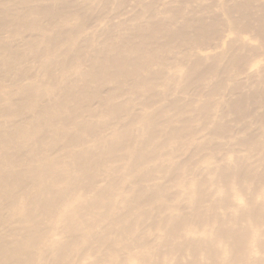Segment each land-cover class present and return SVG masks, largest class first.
Listing matches in <instances>:
<instances>
[{
    "label": "bare ground",
    "instance_id": "6f19581e",
    "mask_svg": "<svg viewBox=\"0 0 264 264\" xmlns=\"http://www.w3.org/2000/svg\"><path fill=\"white\" fill-rule=\"evenodd\" d=\"M68 1L0 0V81L9 77L7 81L14 84L11 88L0 86V264H264V192L256 194L263 198L261 202L245 194L253 184L264 182V176L260 179L248 158L225 155L220 172L231 179L229 187L236 201L232 206L218 199L222 195L212 198L211 182L197 181L191 171L179 173L178 162L169 150L187 148L186 141L203 131L205 135L191 155L198 163L217 160L219 147L213 143L227 131L224 125L210 127L209 118L215 111L220 115L236 113L240 123L246 115L247 98L264 96V92L253 94L255 90L241 91L235 100L223 101L222 86L232 78V65L245 59L234 52L228 39L220 42L217 53L209 49L196 56L192 44L205 47L216 32L200 17L185 19V14H195L197 9L193 7L196 11L188 13L189 4L181 1L178 9L160 11L171 14L167 19H156L157 11L144 19L139 11L130 27L120 22V27L128 28V35L116 36L120 27L114 29L117 32L105 28L109 43L89 54L87 65L74 53L75 39L64 33L71 19L83 21L84 14L83 8L80 11ZM237 1L234 6H224L226 3L219 8L230 16L240 14L234 18L237 28L228 27L233 31L231 37L254 31L251 21H256L259 27L250 33L256 34L264 50V4ZM210 9L208 6V13L213 14ZM178 18H184L183 24L175 28ZM9 30L26 32L30 39L12 51L4 35ZM181 46L187 48L183 54ZM244 48L243 44L239 50ZM29 54L33 55L31 61L26 60ZM167 54L174 57L173 69L166 62ZM223 55L228 61L221 63ZM34 63L39 72L29 76ZM204 63L207 68L199 72L197 68ZM10 66L12 75L6 70ZM220 67L224 68L222 76ZM43 76L48 80L41 81ZM170 76L175 77L176 86L159 83ZM193 78L208 81L209 89H219L221 95L205 99L202 95L206 93L196 97L197 93L187 103L178 98L169 100V94L183 93L188 84H182ZM140 96L145 97L141 113L133 115L132 99ZM209 98L212 102H205ZM91 100L100 104L99 112L89 106ZM219 103L225 110L220 107L218 111ZM182 112H187L186 121H173L176 125L172 126V117ZM261 120L264 113L253 117V122L250 118L260 128L243 140L256 153L264 149ZM118 125H126L134 133H120ZM108 126L114 130L110 144L102 142L99 135ZM150 162H157L158 167L149 169ZM159 168L175 174L177 190L188 188L192 216L181 214L177 203L168 204L166 195L174 186L173 177L168 176L169 184L163 188L154 174ZM95 176L106 180L98 188L93 186ZM125 183L130 192L122 190ZM172 195L175 198L176 191ZM143 205L151 216L157 212L155 219L160 216L157 209L169 211L153 225L160 232L164 249L159 243L145 241L144 233L136 234L134 225L139 223L134 217L131 220L130 212ZM106 220L108 224L101 227ZM212 223L217 224L215 229L206 227Z\"/></svg>",
    "mask_w": 264,
    "mask_h": 264
},
{
    "label": "rangeland",
    "instance_id": "374dc122",
    "mask_svg": "<svg viewBox=\"0 0 264 264\" xmlns=\"http://www.w3.org/2000/svg\"><path fill=\"white\" fill-rule=\"evenodd\" d=\"M3 1L5 2L7 0H3ZM17 1L21 2L23 0H21V1L17 0ZM69 1H72L73 3L72 2H70V3L77 5V7L79 8L80 11H82V8H83V13H84L82 16L83 21L79 20L78 18L71 19L70 23H68L64 28L65 35L67 37L75 39L76 45L75 44L73 45L75 48V49L74 48L73 49L75 51L73 49L72 50L74 51L75 55H78V56L80 55V57L82 59H84V60H82V62L84 61V62L90 63V61H88V60H90L89 57L92 55L91 53H93L94 50L99 49L103 45L109 43V42H106V40H109V39L104 34V32L106 31L105 28H107V30H108V28H110V29L112 28L114 31L115 28L120 27V24H119L120 22H121V24L126 23L125 25L127 27H130L133 23L134 17L137 15V12H139V11H142V14H140V15L144 19L152 16V14H150L152 11H157V13L155 12L156 14L153 13V14H155L156 19L157 18H159L160 20L162 18L167 19L171 16V14H162V12H160V11H162L163 9H166V8L167 9L168 8L173 9V10L178 9L181 6V1H184L185 3L189 4V7H187L188 4L185 5L187 7L186 9L191 8V9H188L189 11H187L185 9L188 13H190V10H192V9L193 10L191 12L194 13L196 11L194 9L195 8L197 9L195 14H185L184 16L187 17L185 19L190 18L188 20H192V19H195V18L197 19L200 17L199 19L202 18V20H204L205 23H207L211 26L213 25L214 28L212 30H215V32H216V34H215V36H213V39L211 40V42L207 45L206 44L204 45L205 47H203L201 44H198L199 46L201 45L200 48H198L197 44L196 45L192 44L194 47L196 46L195 47L197 49L196 53L194 51V54L196 56L199 57L201 55L202 52H200V51H207L209 49L212 50V53H217L218 49L221 48L222 44H224L226 42L225 40L228 39L231 41L230 45L234 49V52L237 51V53H239V55L242 56L243 59H245L244 61L238 62V64L232 65V67H233L232 68V78H231V80H229L227 83H225L222 86L223 91L221 94H225L222 98L223 101L224 100H227V101L230 100L231 101V99L235 100L238 96H240L244 93H248L249 91H253V90H255V92L253 94H258V93L264 92V50L262 49V46L257 41V39H255L256 38L255 33L259 27V26L257 27L258 24L256 25V23H255L256 21H251V19H250V21L252 22L251 23L248 20V22H250L252 26L254 25L253 27L256 29H254V31L249 29L250 31H248V29L244 28V30L246 29L248 32L241 31L240 34L237 36V38L233 39L231 37V35H232L231 33H233V31L230 32L228 27L232 26L234 29L237 28V26L233 25L234 21L236 20L234 18H236L237 16L239 17L240 14H237V12H233L230 16V15L225 14L223 11L220 12L221 9H219V8H221L222 5H224L226 3H227V5H224V6H227V7H229L228 5L234 6L235 3L239 2L237 0H235V1L234 0H75V1L69 0ZM75 2H78V3L76 4ZM106 3H108V5L105 8H103ZM147 3H149V4L146 5ZM229 3H231V4H229ZM253 3H254V6H256V5L258 6V4L260 5V3L264 4V0H255ZM145 5L148 6L149 8L144 7ZM208 6L213 8V10L210 9L213 12V14L208 13L209 12ZM193 7H195V8H193ZM199 7H201L202 9ZM204 7H206L208 11ZM198 9H200L199 11L201 14L199 13ZM205 10H206V12H204ZM158 11L161 14H159ZM253 11L255 12L257 10L255 9ZM203 13H205V14H203ZM206 13H208V14H206ZM102 14H104V16ZM235 14H237V15L235 16ZM5 15H7V14H5ZM191 15H193L192 17H195V18L191 19V17H190ZM212 17H213V19H212ZM56 18L58 19V17H56ZM100 19H102V20H100ZM182 19L184 20V18H182ZM182 19L178 18V20H176L177 22L179 21V23L177 24V22H176L174 24L175 28L180 27L183 24ZM53 21L51 20V22H53ZM56 21H54V22H56ZM246 22H244L245 25H246ZM80 23H82V26H80ZM250 23H248V24H250ZM75 24L79 25L77 30L74 29ZM118 24H119V26H117ZM125 25H123V27H120V29L117 28L118 33L116 34V36H118V35L123 36L125 34L128 35V32H127L128 28H126ZM109 26H111V27H109ZM122 28L124 30H122ZM117 29L114 32H117ZM119 30H121V33L119 32ZM237 30H235V31H237ZM125 31H126V33H125ZM252 31L255 33H250ZM188 32L190 34H192L191 33L192 30H190ZM244 33H246V34H244ZM4 35L9 39L10 45L12 47V51L18 49L17 48L18 43H20V45H23L30 39L29 34L26 32L16 33L12 30H9L7 32V34H4ZM186 35H188V34H186ZM195 35H192V36H195ZM192 36H190V37L192 38ZM227 36H229V37L227 38ZM239 36H240V38H239ZM0 37H3V35H0ZM187 37H189V36H187ZM55 38H57V39H54V40H58L59 36H57ZM219 44H221V45H219ZM243 44H244L245 48L243 50H239V48L241 46H243ZM211 45H213V47ZM217 45H219V47ZM1 46H2V44L0 43V47ZM216 46H217V48L214 49V47H216ZM186 49L187 48L181 46V53L182 54L185 53ZM78 52H80V53L77 54ZM89 54H90V56H89ZM32 56H33L32 54L27 55L26 60L31 61ZM173 60H174V57L172 55L167 54L166 62L169 64L171 63L169 65V68H171V69H173L172 68ZM224 61L225 62L228 61V56L223 55V59L221 60V63ZM229 61L233 62L232 59ZM188 62L194 63L193 60H190ZM37 63H34L33 68L31 70H29V72L32 71L31 74L29 73V76H31L33 73H35V75L38 74L39 66L37 65ZM87 63L82 65V67H84V66L86 67L87 65H89V63L88 64ZM85 67L83 69H85ZM206 68H207V63H204V64L200 65L197 68V70L199 72H202ZM51 69H53V67ZM6 70L9 71L10 75L13 74V69L11 66L9 67V69H6ZM6 70L4 69L5 73H7ZM48 70H50V68ZM53 71H54V69H53ZM219 73L221 76L224 75V68L220 67ZM2 74H3V71L0 69V77L2 76ZM174 74H175V72H174ZM172 76H170L169 78H165L164 80H160L159 83L169 85V86H176L178 83L175 81V77L171 78ZM26 77H28V76H26ZM45 77H44V80L41 78L42 79L41 81H43V82H45V80L47 81L48 78L47 77L45 78ZM8 78L9 77L3 78V80L0 81L1 87L11 88L14 85L12 83V81H7ZM170 78H171V80L169 82L168 79H170ZM153 79H155V77H153ZM199 79L200 78H193V79H190L189 81L183 83L182 85L188 84V86L186 87L187 90L184 89L185 91H182L183 93L180 92L179 94L177 93V91L175 92V90H173L175 93L172 91V93H174V94H172V93H171L172 95L169 94V96H170L169 100H172L174 98H178V99H181L183 101L184 100L186 101V102L181 101V103L182 102L187 103L188 101H190L187 99H189V97L193 98L194 97L193 95H195L197 93H199V94L195 95L196 97L198 95H200V93H202V94L206 93V96L204 94L205 97L201 94L202 97L205 99L207 98V96L208 97L211 96L212 98H216L217 96L221 95L219 92V89L210 90L209 89V82L205 81L204 79H201V80H199ZM235 85L237 88L235 87ZM103 91H102V94H104ZM241 91H242V94H240ZM194 92H196V93H194ZM207 94H209V95H207ZM202 97H200V99H202ZM205 99H203V100H205ZM209 99H210V101L207 100L205 102H212L211 98H209ZM144 100H145L144 96H140L137 99H135V97H134L132 99L134 106L131 109V114L139 115L141 113V107H142V103ZM247 100L249 101L248 105H247V102H248ZM247 100L245 98V103H246L245 105H247L246 115L242 116L244 118L242 119V121L240 123H238L236 121V113H230V114L225 113L223 115H220V113L215 111L214 114L211 116V118H209V122H210L209 126L210 127L212 124L213 125H215V124L224 125L225 130L227 131V133H225L224 136L217 138L216 141H214V143H213V145L217 146V149L219 147V149H218L219 154L217 156V160H216V158H211L206 163H198V162H195V157L193 155H191L192 152L195 150V145L197 143H199L202 140L203 136L205 135L203 131L196 132L194 134V138L189 140V142L186 141L187 148H185V149L183 148V150H181V151H178L177 148H173V149L169 148V150H172V152L174 154V158L178 162V168L181 169L179 171V173H187L188 171H191V173L194 175V177H195V179H197V181L205 180L207 182H211L209 187H210V190L212 192V196H213L212 198L216 199L217 197L222 195L218 199L225 201V202H228L232 206L236 205L235 204L236 201H235V192L233 191L232 188L229 187V183H230L231 179L226 174L223 176L222 172H220V171H222V170H220V167H221V165H223V163H221V161H222L221 159L225 155H233V156H236L239 158H248L251 167L258 169V175H259L260 179H261V177L264 176V171H263L264 149H261L260 151H258V153H256L255 151L250 150L243 143L245 135H248V134L249 135H256L259 131L260 126L257 124L253 125L249 120L251 118V120L253 122V117H256L259 114L264 113V96L261 94H258L255 96H250L249 98H247ZM156 105H157V103L155 101V106ZM89 106L94 110L95 113H97L101 110V106L96 100H91L89 103ZM220 107H222L223 109L225 108V107H223V105H221V103H219L218 111H219ZM250 115L251 116L253 115V116L251 117ZM187 116H188L187 112H182V113L174 115L172 117V126L176 125V124H173V121L175 123L181 124L184 121H186ZM127 120H128V118L124 119L123 124H126ZM260 124L264 126V121L261 120ZM109 127L110 126H108L107 128H105L103 130H100V132H99L101 141L104 143H107V144H110L114 138V134H112V132L114 130L112 128H109ZM245 127H246V129L244 130ZM197 128L199 129L200 127H197ZM116 130L120 133H124V132L134 133V131L129 129L126 125L125 126L118 125L116 127ZM180 134H181V132H180ZM201 144L202 143H200L198 145H201ZM199 148H201V147L199 146ZM159 153L160 152H158L157 154H159ZM161 153L164 154L165 152L162 151ZM229 165H232V164H229ZM115 166H118V165H115ZM157 167H158L157 162H150L148 164L149 169L154 170ZM215 169H218L217 170L218 172ZM154 174L156 175L155 178H157V182L159 184H161L163 188H165L167 186V184H169L168 176H170L172 174L174 186L172 187L170 192L166 195V197L168 199V204L170 203V201H171V203H177L178 205H180L179 211L181 214L189 216V217L192 216L193 212H192L191 208L189 207L188 199H187L188 188L186 186H184L181 189H178V190L176 189L175 177H174L175 174L172 173L171 170H167V169L163 170V168H159L158 172L154 171ZM105 181H106L105 179L103 181H101L100 177L95 176L93 186H96L98 188ZM251 184H253V183H251ZM253 185H254L253 186L254 188L252 187L251 189H246L245 194L248 197H251L254 200H258L259 202H261L263 198L261 196L256 197V194L259 190L262 193L264 192V182L261 180L259 183L253 184ZM93 186H92V189H94ZM223 186L225 187V189ZM219 188L222 190L221 193L218 192ZM122 190L125 192H130L129 184L125 183ZM175 191H176V197L174 198L172 193H174ZM140 204H142V203H140ZM133 210H134V213L132 214ZM133 210L130 212L131 220H132V217H134L137 221V224L139 223L137 226L134 225L136 228V234L137 233H144L145 235H143L142 238L145 239V241L149 242L151 245L159 243L161 245V249H164L165 246L163 244V239L160 240V232L153 225H154L155 221L157 219H159L160 217L167 216L166 214H168L169 211L166 210L165 208L157 209L160 213V216L155 219V214L157 212H154V216H151L149 214V212H150L149 209L144 205L138 209H133ZM135 219L133 221H135ZM132 223L135 224V222H132ZM107 224H108V220L103 222L101 224V227H104ZM206 227L213 230L217 227V224L212 223V224L206 225ZM134 239L135 238H133V240ZM87 248H89V247H87ZM124 256L125 255L123 253H121L120 257L122 259H124Z\"/></svg>",
    "mask_w": 264,
    "mask_h": 264
}]
</instances>
